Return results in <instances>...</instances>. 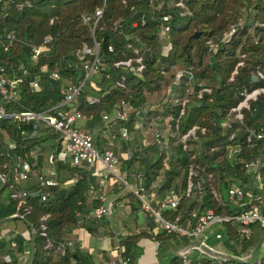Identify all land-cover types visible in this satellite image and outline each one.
Wrapping results in <instances>:
<instances>
[{
    "label": "trees",
    "instance_id": "1",
    "mask_svg": "<svg viewBox=\"0 0 264 264\" xmlns=\"http://www.w3.org/2000/svg\"><path fill=\"white\" fill-rule=\"evenodd\" d=\"M187 7L191 15L183 20L180 29L170 32L173 50L163 55L157 35V16L171 12L173 20L179 21L181 18L176 9L163 8L156 11L153 18L146 0H0V34L12 31L16 37L6 50L0 39V65L5 67L9 77L20 79L17 102L6 105L11 110H47L62 101L61 90L65 85L83 81L76 98L61 108H75L83 114L81 127L92 134L99 148L107 143L101 140V135L108 128L113 133L115 131V126L103 125L101 116L111 113L120 100L126 101L133 109L124 123L131 130L138 121L136 111L146 106L144 116L160 117L165 126L169 114L173 120L177 119L170 122L173 133L164 145L156 142L141 145L137 139L128 145L118 135L111 138L112 142L121 143L122 152L127 148L130 150L129 159L119 160L118 171L126 174L130 183L137 181L129 174H141L140 184L146 193H154L160 199L170 188L183 193L189 168L195 171L191 182L197 187L191 189L190 195L183 194L174 210L161 213L165 220L179 216V222L191 228L194 224L192 212L212 209L219 216L240 212L241 208L227 199L229 181L236 182L243 190V207L254 203L264 214V145L260 141L246 140L251 132L264 129V93L248 102V108L241 111L240 121H232L227 126L230 109L242 99L241 92L264 87V79H252L256 70L264 75V0H193L187 3ZM96 9H102V13L93 27ZM84 16L90 19L84 21ZM233 25L236 32L228 39L224 38ZM195 31H201L197 38L192 37ZM46 36H50V41L43 44L36 60H32L31 48L41 45ZM94 41L98 46V70L85 77L84 63L91 62L93 55L80 52L83 45L92 48ZM208 42L217 45L215 52L209 48ZM109 45L113 46L112 51H108ZM132 49H137L143 58L141 73L134 71V64L128 68L112 64L124 56L133 58ZM240 61L242 65H238ZM42 66L46 67L44 71L40 69ZM23 69L26 74L22 73ZM177 69L186 72L178 90L172 84ZM234 70L236 72L232 74ZM53 72L58 73L57 78L52 76ZM121 76L125 78L123 89L115 86ZM32 81H37V89L30 87ZM203 87L209 88L210 92H202L198 98L197 93ZM169 88L188 99L183 115L178 114L179 106L169 107L165 102L157 104L163 108L161 112L150 109L154 104L150 97L164 96ZM89 97H97L99 102L91 104ZM192 126L197 128V138L187 139L183 148L179 137ZM56 137V132L38 122L17 123L8 118L0 119V172L6 175L5 182L0 183V190L6 191L5 201H0V220L8 219L18 211L24 213L21 220L26 228H31L27 239L18 233L0 235V256H10V262L0 259V264H93L90 254L80 251L68 240L78 226L92 232L89 222L79 219L80 214L89 211L90 204L92 209L99 204L96 197L98 178L92 174L91 168L55 160L58 185L41 187V192L47 193L44 200L39 196L27 198L25 207L17 210V201L10 196L13 190L31 189L36 185L20 188L13 183L11 175L15 156L20 155L30 163L34 157L41 161L44 140H51L48 147L51 153L60 149ZM7 142H14L15 148L8 149ZM251 160L260 161L255 171L244 166ZM122 189L123 184L119 183L118 191ZM123 190L132 212L141 209L137 197ZM151 204L154 205L152 200ZM42 216H46L44 221L40 219ZM89 220L92 223L95 219ZM149 220V232L156 230L152 237L160 242L158 254H162L169 264H182L177 253H166V247L168 243L181 247L191 238L167 233L157 227L152 216ZM41 222L45 225L46 236L40 234ZM237 228L238 223L234 220L214 224L210 228L212 234L208 243L236 256L251 246L258 249L264 229L253 225L249 236L238 238ZM149 232L120 237L122 256L129 258L127 264H136L134 251L137 242L141 237L151 236ZM215 232L221 233L220 239L214 238ZM232 240L234 244H231ZM190 258L192 264H217L205 256L197 257L195 253ZM223 264L246 263L228 259Z\"/></svg>",
    "mask_w": 264,
    "mask_h": 264
},
{
    "label": "built area",
    "instance_id": "2",
    "mask_svg": "<svg viewBox=\"0 0 264 264\" xmlns=\"http://www.w3.org/2000/svg\"><path fill=\"white\" fill-rule=\"evenodd\" d=\"M149 8L151 9V16L154 18L156 16V11L163 8L176 9L177 15L181 18L179 21L173 20V14L171 12H164L158 17L159 29L157 32L158 38L161 42V53L163 55H168L172 52V43L170 40V32L172 30H178L182 26L183 20L191 15V10L187 7V3L193 0H146ZM102 9H96L93 15V27L97 20L100 18ZM89 17H83L84 21H88ZM144 23V19L141 20ZM134 25V24H133ZM236 26H231L229 31L225 34L224 38L228 39L232 34L236 32ZM0 39L2 42V47L4 50L9 48L13 42L16 40L15 34L12 31H7L5 34H0ZM50 36H46L43 39L41 45L33 46L31 48V59L36 60L38 55L43 49V44L50 41ZM209 48L215 52L217 45L213 43H207ZM127 48H130L129 44H126ZM113 46H108V51H112ZM135 56L133 58L124 56L113 61L114 67H130L134 64V71L136 73H141L144 69L143 58L138 54L137 49H132ZM82 55L90 54L93 55L91 62L84 63L86 68V75L88 77L90 74L95 73L98 70V46L94 41L93 47L88 48L85 45L82 46ZM167 64V63H166ZM242 65V61L238 63ZM41 70H45L46 67L42 66ZM26 70L23 69L22 73L26 74ZM236 70L232 72L235 73ZM164 73V71H162ZM186 74L181 69H177L174 73L172 84L176 86L178 90L179 86L182 84V75ZM52 76L54 78L58 77L57 72H53ZM252 76L256 79H264V75L256 70ZM20 79H15L9 77L5 72V67L0 65V119L8 118L13 122L17 123H28V122H38L44 127L49 128L51 131L57 133L56 141L60 145V149L54 154L49 153L47 156L48 168L45 171L34 172L31 163L20 155L15 156V168L11 175L13 183L18 184L21 181H25L32 177L34 179L35 187L31 189H16L10 194L11 198L17 201L16 209L25 207L26 199L39 196L44 200L47 193L41 192V187H49L58 185V181L55 177L54 161L58 160L61 162L69 161L72 165H85L92 169V174L98 178V191L96 197L99 200V204L96 205L90 212V215L94 218L108 217L111 213L112 203L105 198L104 185L106 181L110 178H114L123 184V189L132 192L141 203V211L143 213L152 216L157 223V227L165 230L167 233H174L177 236H186L191 238V241L177 249V254L180 256L182 264H192L190 255L194 253L197 257L205 256L208 259H213L217 264H223L228 259H238L245 262L246 264H264V233L258 249L256 246L248 247L246 251L241 253V255L236 256L231 251L222 250L216 246H212L208 243V239L212 232L210 228L217 223L227 222L234 220L238 223L237 235L238 238H243L249 236L251 233V227L253 225H259L264 229V214L259 211L256 204H250L248 207H243V197L244 192L241 187L234 181H229L227 183V199L230 203L236 204L237 207L241 208L240 212L236 215L219 216L213 212L212 209H207L201 213L192 212L191 216L194 218V224L191 228L180 223V217L176 216L172 220H165L161 213L167 210H174L182 197V195H190L191 189L197 187L191 182V177L195 175V171L189 168L187 176V184L185 191L180 193L175 188H170L163 198H158L154 193H146V190L140 180L142 179L141 174L131 173L129 174L134 181L137 183H130L126 174H121L118 171L119 168V158L116 152L108 146L97 147L94 143V139L91 133L86 131L81 127L80 121L84 118L83 114L77 109H65L61 108L62 105H66L72 102L76 96L79 94L80 88L83 81L77 84H67L61 90L63 95L62 101L41 112H35L30 109L21 110H11L6 107L9 103H16L19 98L18 83ZM93 87L94 84H91ZM118 88L123 89L125 87V78L121 76L116 85ZM30 87L32 89H37V81L30 82ZM96 88V87H95ZM202 92H210L209 88L203 87L198 93L197 97H201ZM260 93H264V87L250 88L249 90L244 89L241 92L242 99L238 104L230 109L231 116L228 117L227 126H230L232 121H240L242 119V109L248 108V102L254 100L256 96ZM166 100L170 107L179 106V115H183L187 108L188 99L185 97H180L179 93L169 88L166 93ZM88 102L93 104L99 102L97 97H89ZM133 111L131 106L124 100H120L118 104L112 108L111 113H104L101 116L102 123L104 126H115L114 133L111 134L113 138L118 135L126 143L132 140V130L128 128L124 123L129 119V114ZM140 114V119L144 118L145 111L138 110L136 115ZM139 117V116H138ZM173 120V116L169 114L167 116L166 125L170 127V122ZM173 121H177L174 119ZM142 122V121H141ZM138 122L135 124L134 128H139L140 130L144 128L142 123ZM141 123V124H140ZM165 130H168L166 127ZM195 126L190 127L184 134H181L179 140L183 143V148L186 147L187 139H196ZM149 130H146L148 133ZM203 133V129L200 130ZM232 138V134L229 139ZM246 140L248 142L260 141L264 145V129L260 128L255 132H251ZM158 144H166V140L163 139L162 131L155 128L151 133V141ZM150 142L147 141L149 144ZM147 145V144H146ZM8 149L12 150L15 148L14 142H7ZM124 158H130V150L126 149L124 152ZM260 165L259 160H251L244 163V166L252 170H257ZM264 175V169L262 171ZM6 180L5 173L0 172V183L3 184ZM212 193L217 197V193L213 190ZM151 200L154 205L151 204ZM25 211H28L25 208ZM24 213H19L16 211L12 214V217H17L18 219L23 218ZM46 216H42L40 219L44 221ZM33 231V230H32ZM40 234L46 236L45 225L43 222L40 223ZM215 239L221 238V233H214ZM235 242L232 240L231 244ZM49 244V243H48ZM0 259L8 263L10 262V256L3 254ZM129 262L128 257H123L121 250L115 258H112L102 264H127Z\"/></svg>",
    "mask_w": 264,
    "mask_h": 264
},
{
    "label": "crops",
    "instance_id": "3",
    "mask_svg": "<svg viewBox=\"0 0 264 264\" xmlns=\"http://www.w3.org/2000/svg\"><path fill=\"white\" fill-rule=\"evenodd\" d=\"M189 90V89H188ZM187 90V91H188ZM190 92V90H189ZM161 107H158L157 112H161ZM142 111L146 110L145 108L141 109ZM139 116V117H138ZM137 120L142 123L144 126V119H140V114H138ZM145 117V116H144ZM140 123V124H141ZM164 124V123H163ZM161 124L158 123L156 127L158 129H164V126L160 128ZM166 129V128H165ZM170 131V130H169ZM136 132L142 135L147 139L146 131L139 128H136ZM142 141V138H141ZM139 141V142H141ZM51 142V141H50ZM115 151V150H114ZM51 153V152H50ZM124 153V152H123ZM49 153L43 154V159L39 161L34 157V161L31 163L33 171H45L48 168L47 156ZM118 155V154H117ZM119 160L121 158L118 155ZM123 172V171H122ZM122 175L124 173H121ZM56 177V174H55ZM34 179L30 177L25 181L18 183V186L23 187H32L34 184ZM119 181L110 178L106 181L104 185L105 198L112 203L111 213L108 217L102 218H91L90 212L92 205H89L88 210L83 214H80L79 219L82 218L85 221L89 222V227L92 229V232L88 231L82 226H78L72 230V233L69 235V242L71 244L77 245L80 251L86 252L92 256L93 264H102L112 258H115L120 250V237H125L131 234H137L142 231L149 232L148 225L150 223L149 215L143 213L141 209H138L136 212H132L131 204L129 199L124 197L125 191L119 190ZM1 187V185H0ZM95 193L93 194V196ZM6 197V191L4 189L0 190V201L4 202ZM88 212V213H87ZM95 219L90 223L91 220ZM30 229H27L25 224L21 219H13L12 215L10 218L5 220H0V235L7 236L9 234H20L23 238L27 239L29 237ZM156 232V230H153ZM150 233V232H149ZM151 236L141 237L138 242L135 253V262L136 264H162L163 259L162 254H158L159 243L156 239ZM179 247H175L173 244L168 243L166 247V253L174 254L177 252ZM169 264V263H168Z\"/></svg>",
    "mask_w": 264,
    "mask_h": 264
},
{
    "label": "rangeland",
    "instance_id": "4",
    "mask_svg": "<svg viewBox=\"0 0 264 264\" xmlns=\"http://www.w3.org/2000/svg\"><path fill=\"white\" fill-rule=\"evenodd\" d=\"M16 41V40H15ZM13 45V44H12ZM11 45V46H12ZM10 46V47H11ZM168 89L165 91V95H161V94H157L156 96H152L150 97V102H153L151 104H153V106H155V108H150L151 110L154 109H158L159 105H157L158 103H166L169 107V103L167 102L166 100V93H167ZM145 109H148V107L146 106ZM161 110H163V108L161 107ZM160 109L158 111H161ZM157 111V110H156ZM148 117L150 119H148ZM144 121H146V123L144 122V130H149V132L147 133V139H148V142L151 141V133L154 131L155 129V126H157L158 123L160 124H163L164 121L161 120L160 117H155V116H152V115H149V116H145L144 118ZM148 120V122H147ZM167 121V117L165 118V123ZM168 128V130H165V128ZM164 129H160L162 131V135H163V139L166 140L167 142V139H169V137L172 136V131H169L170 130V127H168L167 125L165 126ZM113 132H111L110 128H108L102 135H101V140H104L105 142H107L106 144L104 143L103 146H108V147H111L113 150H115L116 154L120 155L121 157L125 156L124 153L121 151L122 149V145L121 143L119 142H112V138H111V134ZM141 138H142V141H141ZM137 139L138 143L139 141H141V145H146L148 144L146 142V139L144 137H142V135L139 133L136 132L135 129L132 130V140L127 143L128 145H132L134 144L133 142ZM51 140H44V142H42V146H43V149H45V151L43 153H50L51 151L48 149V147L50 146V142ZM171 255V254H169ZM162 264H168V261L166 259H163V263Z\"/></svg>",
    "mask_w": 264,
    "mask_h": 264
},
{
    "label": "water",
    "instance_id": "5",
    "mask_svg": "<svg viewBox=\"0 0 264 264\" xmlns=\"http://www.w3.org/2000/svg\"><path fill=\"white\" fill-rule=\"evenodd\" d=\"M200 33H201V31H195V32L192 34V37H193V38H197V37L200 35ZM203 48L205 49L206 46L203 45ZM252 79H253V80H256V77H255V76H252Z\"/></svg>",
    "mask_w": 264,
    "mask_h": 264
}]
</instances>
